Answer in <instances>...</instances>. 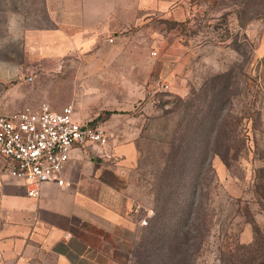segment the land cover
Returning a JSON list of instances; mask_svg holds the SVG:
<instances>
[{
  "label": "rangeland",
  "instance_id": "rangeland-1",
  "mask_svg": "<svg viewBox=\"0 0 264 264\" xmlns=\"http://www.w3.org/2000/svg\"><path fill=\"white\" fill-rule=\"evenodd\" d=\"M188 5L192 15L184 20L160 15L125 30L120 51L131 54L100 60L94 74L88 73L89 62L76 59L64 68L50 64L39 78L55 101L62 95L69 100L77 96L85 117L104 124L108 120L112 131L125 129L137 145L130 189L137 211L122 264H264V0H188ZM218 74L219 115L240 120L235 126L245 145H233L239 156L231 168L219 156L212 159L217 179L205 224L201 215H183L182 237L164 243L148 240L145 219L159 204L150 187L165 180L164 156L173 138L184 130L191 136L189 126L196 131L193 121L172 111L173 102L176 96L199 92ZM229 90L236 92L232 108L225 102ZM195 110L202 116L200 105ZM205 130L198 129L196 136ZM204 147L195 149L201 153ZM204 170L198 163L194 174L201 177ZM201 194L197 188L187 196L195 199L200 212ZM248 219L255 221L258 233Z\"/></svg>",
  "mask_w": 264,
  "mask_h": 264
},
{
  "label": "crops",
  "instance_id": "crops-1",
  "mask_svg": "<svg viewBox=\"0 0 264 264\" xmlns=\"http://www.w3.org/2000/svg\"><path fill=\"white\" fill-rule=\"evenodd\" d=\"M191 12L188 0H0V109L73 104L78 121L109 134L105 145L75 147L63 171L66 184L45 182L37 196L0 157V264L123 263L137 211L130 194L136 143L125 129L112 131L108 120L85 117L77 96L55 101L39 76L50 64L64 68L76 59L89 62L94 74L100 60L131 54L120 51L125 30Z\"/></svg>",
  "mask_w": 264,
  "mask_h": 264
},
{
  "label": "trees",
  "instance_id": "trees-1",
  "mask_svg": "<svg viewBox=\"0 0 264 264\" xmlns=\"http://www.w3.org/2000/svg\"><path fill=\"white\" fill-rule=\"evenodd\" d=\"M221 77L222 74L212 76L199 92L194 91L186 98L176 96V101L173 102V112H181L183 117L193 121L191 125L196 126V131L205 128L206 133L196 136V131L189 126L191 129L186 130H192L191 136H187L184 130L170 142L173 143L172 149L169 154L164 156L167 161L164 169L165 180H160L153 183V185L150 183L152 185L150 192L155 195L159 204H157V209H154L153 216L149 220L145 219L149 234L148 240L153 238L160 243H164L167 241L173 242L182 237L183 227L180 225V221L183 215L187 216L188 219L191 216L193 219L196 214L200 218L201 215L202 222L205 224L211 210L209 202L213 200L211 189L216 187L215 180L217 179L212 159L219 156L224 164L231 168L233 160L239 156L237 151H232L233 145H236V147L245 145V138L239 135L240 132L235 126L240 120L235 116L238 122L226 121V118H221L222 114L219 115L221 96L218 80ZM235 93L229 90L226 97L225 102H230V108H232L231 103L234 95H236ZM199 105L201 106L202 116L195 110ZM227 115L233 116L231 111H228ZM223 119L224 121L221 122ZM225 125L229 127V130L226 129ZM192 145L195 147L191 151ZM200 145L205 147L201 153H198L195 148ZM198 163L202 164L203 169H205L201 177L194 174ZM210 171L213 172L212 175H209ZM197 188L201 190V196L203 197L200 201L201 212L199 207L196 208L198 203L195 199L187 198L188 195L190 197L195 195ZM186 199L188 203L184 204L183 209L178 210ZM245 211L248 213L249 209ZM247 223H252L255 226L253 232L258 233L259 228L256 227L254 220L248 219ZM186 225L189 226V224Z\"/></svg>",
  "mask_w": 264,
  "mask_h": 264
},
{
  "label": "built area",
  "instance_id": "built-area-1",
  "mask_svg": "<svg viewBox=\"0 0 264 264\" xmlns=\"http://www.w3.org/2000/svg\"><path fill=\"white\" fill-rule=\"evenodd\" d=\"M74 114L73 104L55 109L47 102L37 109H0V157L12 176L30 184L31 196L39 195L45 182L66 184L63 171L75 147L108 143V132Z\"/></svg>",
  "mask_w": 264,
  "mask_h": 264
}]
</instances>
